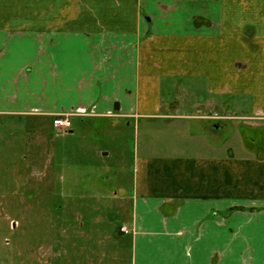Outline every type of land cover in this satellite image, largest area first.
<instances>
[{
  "label": "crops",
  "instance_id": "crops-1",
  "mask_svg": "<svg viewBox=\"0 0 264 264\" xmlns=\"http://www.w3.org/2000/svg\"><path fill=\"white\" fill-rule=\"evenodd\" d=\"M72 108L249 125L258 152L138 151L122 226L131 264H264V0H0V126Z\"/></svg>",
  "mask_w": 264,
  "mask_h": 264
},
{
  "label": "rangeland",
  "instance_id": "rangeland-1",
  "mask_svg": "<svg viewBox=\"0 0 264 264\" xmlns=\"http://www.w3.org/2000/svg\"><path fill=\"white\" fill-rule=\"evenodd\" d=\"M117 117H75L64 133L52 117L2 118L0 264H131L132 235L121 228L132 218L138 151L196 150L214 137L249 153L250 133L254 152L262 143L242 121L216 133L190 126L188 136L186 119Z\"/></svg>",
  "mask_w": 264,
  "mask_h": 264
},
{
  "label": "built area",
  "instance_id": "built-area-1",
  "mask_svg": "<svg viewBox=\"0 0 264 264\" xmlns=\"http://www.w3.org/2000/svg\"><path fill=\"white\" fill-rule=\"evenodd\" d=\"M111 112L107 113L106 115H112ZM93 109H86V108H72L68 111H64L61 113H57L53 119V125L56 130L60 132H66L72 128V120L75 117H88V116H99ZM122 231L128 232L127 227H122Z\"/></svg>",
  "mask_w": 264,
  "mask_h": 264
},
{
  "label": "water",
  "instance_id": "water-1",
  "mask_svg": "<svg viewBox=\"0 0 264 264\" xmlns=\"http://www.w3.org/2000/svg\"><path fill=\"white\" fill-rule=\"evenodd\" d=\"M114 109H115V110H119V109H120V104H119V102H116V103L114 104Z\"/></svg>",
  "mask_w": 264,
  "mask_h": 264
},
{
  "label": "trees",
  "instance_id": "trees-1",
  "mask_svg": "<svg viewBox=\"0 0 264 264\" xmlns=\"http://www.w3.org/2000/svg\"><path fill=\"white\" fill-rule=\"evenodd\" d=\"M74 124V123H73ZM71 132L73 131V126H72V128H71V130H70Z\"/></svg>",
  "mask_w": 264,
  "mask_h": 264
}]
</instances>
